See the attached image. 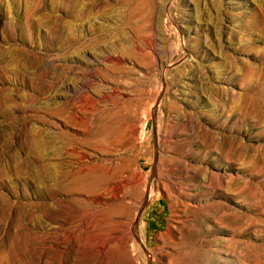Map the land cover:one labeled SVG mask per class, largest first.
Listing matches in <instances>:
<instances>
[{
	"label": "rangeland",
	"instance_id": "374dc122",
	"mask_svg": "<svg viewBox=\"0 0 264 264\" xmlns=\"http://www.w3.org/2000/svg\"><path fill=\"white\" fill-rule=\"evenodd\" d=\"M0 264H264V0H0Z\"/></svg>",
	"mask_w": 264,
	"mask_h": 264
}]
</instances>
